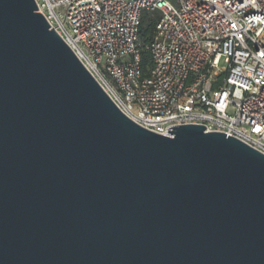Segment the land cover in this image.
<instances>
[{"label":"water","instance_id":"1","mask_svg":"<svg viewBox=\"0 0 264 264\" xmlns=\"http://www.w3.org/2000/svg\"><path fill=\"white\" fill-rule=\"evenodd\" d=\"M34 0H0V264H264V156L128 120Z\"/></svg>","mask_w":264,"mask_h":264},{"label":"built area","instance_id":"2","mask_svg":"<svg viewBox=\"0 0 264 264\" xmlns=\"http://www.w3.org/2000/svg\"><path fill=\"white\" fill-rule=\"evenodd\" d=\"M132 123L197 125L264 156V0H34ZM157 13L144 47L142 15Z\"/></svg>","mask_w":264,"mask_h":264},{"label":"trees","instance_id":"3","mask_svg":"<svg viewBox=\"0 0 264 264\" xmlns=\"http://www.w3.org/2000/svg\"><path fill=\"white\" fill-rule=\"evenodd\" d=\"M158 14H146L141 17L139 27V41L141 45V65L146 69L150 66V55L144 47L151 43L154 35L155 24L158 21Z\"/></svg>","mask_w":264,"mask_h":264}]
</instances>
